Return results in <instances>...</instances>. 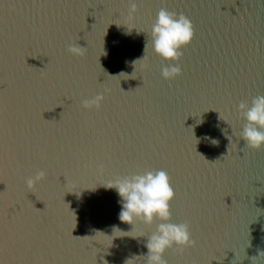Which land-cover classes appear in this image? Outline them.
I'll return each mask as SVG.
<instances>
[{"label":"water","instance_id":"obj_1","mask_svg":"<svg viewBox=\"0 0 264 264\" xmlns=\"http://www.w3.org/2000/svg\"><path fill=\"white\" fill-rule=\"evenodd\" d=\"M134 2L129 19L130 0H0V264H146L161 221L121 222L106 185L161 169L196 241L167 264H264V146L238 110L264 95V0ZM162 7L193 24L179 61L152 46Z\"/></svg>","mask_w":264,"mask_h":264},{"label":"clouds","instance_id":"obj_2","mask_svg":"<svg viewBox=\"0 0 264 264\" xmlns=\"http://www.w3.org/2000/svg\"><path fill=\"white\" fill-rule=\"evenodd\" d=\"M138 11V5L130 0L128 18L132 19ZM194 36V28L191 20L183 13L169 11L160 8L151 26L152 46L161 58L168 61H179L182 56L181 48L189 44ZM68 51L73 55L83 56L86 48L79 44H70ZM146 66V65H145ZM181 73L179 64H170L162 69L165 79L174 78ZM104 99L100 93L91 99L82 101L84 108H99ZM239 115L246 123L240 136L247 147L259 149L264 146V95L252 99L251 105L240 102L238 106ZM213 143H217L213 141ZM99 172L103 173L104 165L99 164ZM46 172L37 170L34 175L25 180L29 188L44 179ZM107 188H114L118 192L121 203L119 219L121 222L134 225L137 220L151 225L154 220L161 221L156 230L147 236L145 247L147 253L146 264H167L164 253L173 245L179 246V251L186 247H195L196 241L192 239L189 225L184 223L169 222L172 217L170 202L174 199L175 192L170 183V177L165 170H145L142 174H133L116 177L109 180ZM145 236L143 233L138 237ZM264 256V251L259 257ZM258 257V258H259ZM253 262L257 257H253ZM132 259H128V264Z\"/></svg>","mask_w":264,"mask_h":264}]
</instances>
